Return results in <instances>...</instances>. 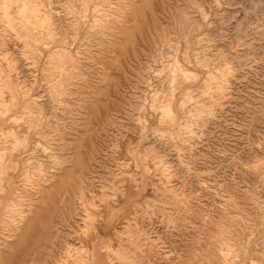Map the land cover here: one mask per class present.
Segmentation results:
<instances>
[{"label": "rangeland", "instance_id": "obj_1", "mask_svg": "<svg viewBox=\"0 0 264 264\" xmlns=\"http://www.w3.org/2000/svg\"><path fill=\"white\" fill-rule=\"evenodd\" d=\"M0 264H264V0H0Z\"/></svg>", "mask_w": 264, "mask_h": 264}]
</instances>
